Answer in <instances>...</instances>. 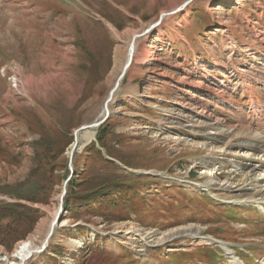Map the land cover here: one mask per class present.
Returning a JSON list of instances; mask_svg holds the SVG:
<instances>
[{"label": "rangeland", "instance_id": "rangeland-1", "mask_svg": "<svg viewBox=\"0 0 264 264\" xmlns=\"http://www.w3.org/2000/svg\"><path fill=\"white\" fill-rule=\"evenodd\" d=\"M185 1L0 0V264L58 215L25 264H264V0H194L138 38L70 169L133 37Z\"/></svg>", "mask_w": 264, "mask_h": 264}, {"label": "water", "instance_id": "water-1", "mask_svg": "<svg viewBox=\"0 0 264 264\" xmlns=\"http://www.w3.org/2000/svg\"><path fill=\"white\" fill-rule=\"evenodd\" d=\"M193 1H194V0H187V1H185L181 6H179L178 8H176L175 10H172V11H169V12H164V13H162V14L160 15L159 19H158L155 23H153L152 25H150L149 28H147L144 32H142V33H140V34H138V35H136V36L133 37V39H132V41H131L130 48H129V50H130V60H129L128 63L124 66V68H123V70H122V73H121V75L119 76V79L117 80L115 86L111 89V91H110V93H109V96H108V98H107V100H106L105 107H104V109H105V111H104V113H105V114H104V117H103L102 119H100V120H97V121L91 123V124L83 125V126L79 127V128L75 131V134H74V136H75V141H74V144H73L72 149H71V152H70V169H71L72 175L74 174L73 167H72L73 158H74V154H75V151H76V149H77V146H78L77 135H78L79 132H82V131H84V130H88V129H97V128H99V126H101L103 123H105V122L110 118L109 104H110V102L113 100L115 93H116V92L118 91V89L120 88L121 81H122V79L125 77V75H126V73H127V69H128V67L130 66V64H131V60H132V56H133V52H134V47H135V41H136L138 38H140V37H142V36L148 34V33L151 32L153 29H156L157 27H159V26L163 23V20H164L167 16L179 12L180 10H182L183 8H185L186 6H188V5H189L190 3H192ZM69 180H70V179L66 180V183H65V189H64V192H63V194H62V196H61V206H60V210H59L60 212H61L62 209H63L64 197H65V194H66V192H67V184H68ZM60 212H59V214H60ZM59 222H60V216L58 215V216L56 217V219H54L53 222H52V224H51V227H50V230H49V234H48L47 239L45 240V242H44L42 248H40L38 251L29 252V253L27 254V256L22 260V264H25L26 261H27L28 259H30L34 254L39 253V252H42L43 250L46 249L47 244H48L50 238L53 236V234H54V232H55V229H56L57 225L59 224Z\"/></svg>", "mask_w": 264, "mask_h": 264}, {"label": "bare ground", "instance_id": "bare-ground-1", "mask_svg": "<svg viewBox=\"0 0 264 264\" xmlns=\"http://www.w3.org/2000/svg\"><path fill=\"white\" fill-rule=\"evenodd\" d=\"M207 1H210V0H206V2ZM42 2V1H41ZM237 2V1H236ZM25 3V2H24ZM177 7V5H171V7L170 8H176ZM140 34V33H139ZM136 35H138V34H136ZM135 35V36H136ZM129 52H130V50H129ZM140 52L142 53V51H140V47H139V45L137 44V40L135 41V47H134V52H133V56H132V60H131V64H133L134 62H135V60H136V58L138 57V55H140L141 56V54H140ZM143 56V55H142ZM130 60V53H129V57H128V61ZM128 61H127V63H128ZM126 63V64H127ZM131 64H130V66L129 67H131ZM128 67V68H129ZM128 70V69H127ZM23 74V73H22ZM31 80V79H30ZM200 81H196L194 84L195 85H197L198 83H199ZM28 83H29V81H27V85H28ZM202 88H205V87H203L202 86ZM220 92H221V90H219L218 91V93L220 94ZM251 109H255V107H252ZM254 111V110H253ZM200 114H202V115H206V110H202L201 112H200ZM203 117V116H202ZM205 119H207V118H205ZM203 120H204V118H203ZM218 123H219V121H218ZM207 124V123H206ZM207 125H209V124H207ZM219 127V126H218ZM217 126L215 127V129L216 128H218ZM221 128V127H220ZM217 130V129H216ZM219 131H220V129H219ZM218 131V132H219ZM229 131V130H228ZM87 137H89V138H93L94 136H93V133H78V135H77V139H78V143H80L81 142V140H82V138H87ZM94 139V138H93ZM257 166L258 165H254L252 168L253 169H256L257 168ZM264 171V170H263ZM257 203H260L259 201H256ZM261 204V203H260ZM63 225H65L66 223L64 222V223H62ZM215 242H217V241H215ZM79 244L81 243V241H79L78 242ZM224 243V242H223ZM227 251H229L228 249H227V246L226 245H222ZM40 248H36V247H34L33 246V243H32V241L31 240H25V241H23V242H21L18 246H17V248H16V250L14 251V255L17 257V258H19V260H16V261H10L9 262V264H22V260L27 256V254L29 253V252H33V251H38ZM232 254V252H230V255ZM233 262H235V264H243L242 263V261L235 255V256H233Z\"/></svg>", "mask_w": 264, "mask_h": 264}, {"label": "trees", "instance_id": "trees-1", "mask_svg": "<svg viewBox=\"0 0 264 264\" xmlns=\"http://www.w3.org/2000/svg\"><path fill=\"white\" fill-rule=\"evenodd\" d=\"M108 121V120H107ZM107 121L105 122V123H103L101 126H99V128H98V131H99V133L100 132H102L101 134H98V139H99V141H102V139H103V137H102V135L104 134L103 133V131H104V125H106L107 124ZM70 183V182H69ZM68 185H70V184H68ZM100 194H102V195H105V194H103V192H101ZM66 198H65V205H67V203H68V199H67V196H65ZM99 197H101V196H99ZM109 202L110 203H113V204H115L116 202H112L111 200H109ZM69 204V203H68ZM68 206V205H67ZM237 209V207L236 206H233V207H231V208H225L224 209V211H226V217H233L237 212H238V210H236ZM218 211V212H217ZM222 212L223 211H221L219 208H215L213 211H212V213H214L213 214V217H217V216H220L221 214H222ZM239 213V212H238Z\"/></svg>", "mask_w": 264, "mask_h": 264}]
</instances>
